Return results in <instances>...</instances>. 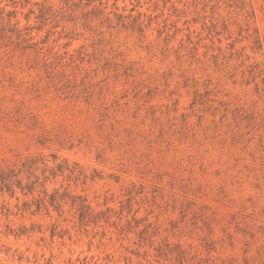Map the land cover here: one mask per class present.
I'll list each match as a JSON object with an SVG mask.
<instances>
[{
	"label": "rangeland",
	"instance_id": "rangeland-1",
	"mask_svg": "<svg viewBox=\"0 0 264 264\" xmlns=\"http://www.w3.org/2000/svg\"><path fill=\"white\" fill-rule=\"evenodd\" d=\"M9 170L0 264H264V0H0Z\"/></svg>",
	"mask_w": 264,
	"mask_h": 264
},
{
	"label": "trees",
	"instance_id": "trees-1",
	"mask_svg": "<svg viewBox=\"0 0 264 264\" xmlns=\"http://www.w3.org/2000/svg\"><path fill=\"white\" fill-rule=\"evenodd\" d=\"M16 174L13 173V170H9V171H0V190H5L7 189L8 191H12L13 190V185H14V181H13V176H15ZM17 183L20 184V181L17 180ZM27 188L29 190L33 189V185L32 184H28ZM50 203L52 205H54L56 203V196L52 195L51 199H50ZM81 209L85 208L84 205H81L80 207ZM81 216H83V214H81Z\"/></svg>",
	"mask_w": 264,
	"mask_h": 264
}]
</instances>
